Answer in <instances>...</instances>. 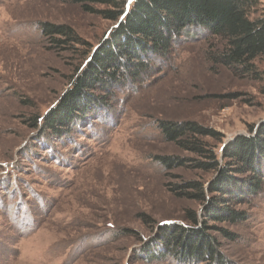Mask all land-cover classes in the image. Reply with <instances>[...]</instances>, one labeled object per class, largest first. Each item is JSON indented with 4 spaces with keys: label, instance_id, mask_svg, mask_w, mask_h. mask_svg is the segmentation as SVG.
<instances>
[{
    "label": "rangeland",
    "instance_id": "rangeland-1",
    "mask_svg": "<svg viewBox=\"0 0 264 264\" xmlns=\"http://www.w3.org/2000/svg\"><path fill=\"white\" fill-rule=\"evenodd\" d=\"M119 21L72 0H0V264H264V182L236 206L246 220L208 221L216 261L181 259L159 245L161 222L194 228L186 210L203 215L204 203L178 196L175 184L207 187L219 175L161 163L159 156L195 155L165 140L159 122L209 126L223 135L206 138L219 152L264 125L262 83L211 64L203 31L192 28L167 52L143 56L145 71L135 79L108 86L101 79L79 103L92 113L83 121L76 115L72 127L54 133L44 125L87 53ZM43 23L73 28L86 45L55 42L66 37L45 34ZM257 64L264 70V59Z\"/></svg>",
    "mask_w": 264,
    "mask_h": 264
},
{
    "label": "trees",
    "instance_id": "trees-1",
    "mask_svg": "<svg viewBox=\"0 0 264 264\" xmlns=\"http://www.w3.org/2000/svg\"><path fill=\"white\" fill-rule=\"evenodd\" d=\"M72 1L78 3L83 11L112 21L120 20L127 11V0ZM263 1L133 0L120 25L108 34L92 56L93 50L87 53L91 57L78 68L71 86L62 96L60 107L44 118V125L54 133L72 127L76 115L83 121L92 114L90 109L79 104L87 98V90L96 88L101 79L106 86L109 80L135 79L145 71L146 64L139 59L150 52H167L173 46L174 38L192 28L204 32L210 44L206 56L211 64L224 66L236 76L261 82L260 91L264 94V70L257 64V60L264 59ZM42 31L49 36L66 37L54 38L58 43L86 45L76 31L66 25L43 23ZM38 119L32 118L34 126ZM158 126L165 140L195 155L192 158L159 156L161 163L169 168L191 164L204 171H219L217 178L211 180L207 187L198 180L175 184L173 190L178 196L204 203L203 215L200 218L196 210L188 208L186 218L194 228L178 223L159 226L156 231L160 236L159 245L181 259L205 260L208 257L216 261L217 241L207 234L208 221L234 224L248 218V212L236 206L262 190L264 125L254 137L240 135L220 152L206 138L221 142L222 133L195 120L165 119ZM236 174L245 176L241 180ZM221 229L234 239L233 232Z\"/></svg>",
    "mask_w": 264,
    "mask_h": 264
},
{
    "label": "water",
    "instance_id": "water-1",
    "mask_svg": "<svg viewBox=\"0 0 264 264\" xmlns=\"http://www.w3.org/2000/svg\"><path fill=\"white\" fill-rule=\"evenodd\" d=\"M132 1H133V0H128V3H127V4H128V5H127V11L122 15V17H121L119 23H120V22L124 19V17L126 16V14H127L128 10H129V8H130V5H131ZM108 34H110V32H109ZM99 46H100V45L96 46V47L93 49V51H92V53H91V56L93 55V53L95 52V50H96ZM91 56H90V57H91ZM90 57H89V58H90ZM263 122H264V120H263ZM260 124H261V122L258 123L257 126L254 128V130H253V134L255 133V131L257 130V128H258V126H259ZM253 134H252V135H253ZM237 136H239V134H238V135H235V136L231 137L230 139H228L227 141H225V143H224V145H223V147H222V150L224 149L225 145H227L230 141L234 140ZM174 223H177V222L174 221V220H166V221L161 222V223L159 224V226L168 225V224H174ZM159 226H158V227H159Z\"/></svg>",
    "mask_w": 264,
    "mask_h": 264
}]
</instances>
